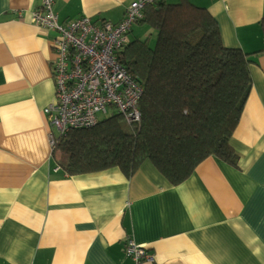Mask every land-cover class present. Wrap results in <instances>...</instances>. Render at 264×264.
Returning <instances> with one entry per match:
<instances>
[{
  "label": "crops",
  "instance_id": "1",
  "mask_svg": "<svg viewBox=\"0 0 264 264\" xmlns=\"http://www.w3.org/2000/svg\"><path fill=\"white\" fill-rule=\"evenodd\" d=\"M133 1L56 0L55 12L117 24ZM190 1L257 64L232 137L237 165L211 156L174 186L150 161L129 178L59 168L44 113L56 33L32 18L41 0H0V264H135L129 242L154 257L143 264H264V0Z\"/></svg>",
  "mask_w": 264,
  "mask_h": 264
},
{
  "label": "trees",
  "instance_id": "2",
  "mask_svg": "<svg viewBox=\"0 0 264 264\" xmlns=\"http://www.w3.org/2000/svg\"><path fill=\"white\" fill-rule=\"evenodd\" d=\"M138 24L156 32L155 43L131 40L120 63L141 88L139 120L110 110L70 130L54 150L64 155L59 167L68 176L118 168L129 178L150 161L176 186L211 156L236 166L232 137L252 91L256 54L226 46L210 11L190 0L147 5Z\"/></svg>",
  "mask_w": 264,
  "mask_h": 264
},
{
  "label": "built area",
  "instance_id": "3",
  "mask_svg": "<svg viewBox=\"0 0 264 264\" xmlns=\"http://www.w3.org/2000/svg\"><path fill=\"white\" fill-rule=\"evenodd\" d=\"M157 1L134 0L117 24L88 17L61 22L55 12L56 0H41L32 12L39 27L56 33L51 61L55 97L44 110L53 151L70 130L88 128L110 110L129 121L139 120L141 88L120 63V56L131 41L133 27L143 19L145 7ZM126 256L135 264L154 260L146 246L135 242L126 245Z\"/></svg>",
  "mask_w": 264,
  "mask_h": 264
},
{
  "label": "rangeland",
  "instance_id": "4",
  "mask_svg": "<svg viewBox=\"0 0 264 264\" xmlns=\"http://www.w3.org/2000/svg\"><path fill=\"white\" fill-rule=\"evenodd\" d=\"M133 36L136 38H141V39L148 38L152 45H154L155 40H156V32L145 24L136 27ZM134 37H132V38L134 39ZM101 117H102V115H101ZM56 153H58L57 154L58 161L59 162H62V161L65 162V160H63L64 155L62 154V152L60 150H58Z\"/></svg>",
  "mask_w": 264,
  "mask_h": 264
}]
</instances>
